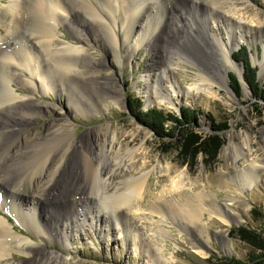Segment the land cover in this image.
Segmentation results:
<instances>
[{
	"label": "rangeland",
	"instance_id": "374dc122",
	"mask_svg": "<svg viewBox=\"0 0 264 264\" xmlns=\"http://www.w3.org/2000/svg\"><path fill=\"white\" fill-rule=\"evenodd\" d=\"M64 1L66 3V0ZM223 1L225 3L221 10L207 4L208 7L212 6L213 12L216 13L212 15L205 3L204 6L198 4L193 7L174 1H163L162 4L156 5L157 2L148 0L150 5H145V9L149 12L151 10L150 17L147 18L145 14L135 17L132 37L117 49L112 48L108 31L105 33L95 27L92 18L80 10L70 16L69 25L64 21L58 26L56 40L62 45H77V42L81 41L75 37L71 26L78 28L80 32L82 29L81 33L87 36V43L83 44L87 51L77 58L78 72L74 73L78 75V78L74 76L77 83L67 84L65 91L46 96H41L39 92L29 93L22 84L14 85L18 96H24L25 100L28 99L34 104L42 103L36 118L19 127L17 136L21 140H38L44 128L57 122L76 139H81L84 144L93 143L94 147H97L103 131L109 128V137L115 135L111 132H116L120 140L115 147L116 151L124 152L125 149H129L137 154L133 161L136 163L135 167H129L132 161L125 159L113 183L117 186L122 185L123 181L129 178L149 172L146 188L143 190L142 202L134 204L131 210L122 208L116 212L117 222L100 204L101 195L97 197L93 191L90 194L88 189L87 194L92 200L85 204V209L78 211L86 216L81 226L78 218H74L70 211L71 205L67 203L69 197H66V203L62 200V194H67V189L76 186L80 181L77 176L68 175L76 168L71 155L70 159L66 160L62 176L50 186L47 197L49 203L39 200L38 204L35 202L38 206H35V203L31 204L32 202L22 204L25 213H34L37 220L49 217L50 222L44 224V231L48 238L49 234L58 231L60 238L48 243L47 238L35 230L27 229L13 217L12 213L0 210V215L7 218L15 233L29 236L37 244L33 243L34 246L40 248L34 255H25L13 249L11 259L0 264H32L40 255L51 252L60 256L62 264H152L153 261L161 264L164 258L170 256L174 258L172 264H264V174H261L258 180H254L252 188H249L247 183L241 186L223 156V150L230 144L226 135L233 131L234 138L231 141L233 153L240 149V144L242 147L243 139H246L252 151L249 163L256 156L262 155L264 158V78L259 79L258 74V62L264 58V29L249 22L255 21L258 15L264 22V0ZM118 2L117 18L126 17L128 13L124 6L127 3L132 4L133 0ZM231 3L244 9L241 13L245 16L240 14L244 21L238 14H231L228 9ZM6 5L8 0H0V9ZM181 13L188 21L182 18ZM31 20L25 19L21 30L22 39L29 40L32 51L44 58L41 47L34 40L36 20L35 18ZM147 23L150 27L148 33L144 28ZM1 26L0 24V34H3ZM126 37L127 31L123 27L118 31V38L125 40ZM142 38L145 39L144 42H139L142 44L135 49L136 41H141ZM10 43L13 44L12 40ZM219 43L228 47L234 46L231 61L238 67V72L229 71L226 74L227 83L222 88L215 87L212 90L215 97L212 98L204 92L197 93L190 88L197 82L194 76L200 69H207L211 76L214 72L221 75L224 66L227 67L219 52ZM182 54L190 56V59L183 61ZM243 58L248 60L254 71L259 93L254 92L256 90L250 88L244 80V65L236 60ZM46 60L52 66L50 60ZM0 62L3 61L0 59ZM163 62L166 66H168L166 62H169L172 68L162 67ZM1 63L0 91L7 72L4 73ZM160 68L165 71L164 74ZM241 70L242 81L239 80L240 89L236 95L230 88L229 77L240 73ZM91 72L94 73L93 81L87 79L90 78ZM25 78L29 79L30 75L26 74ZM157 80L156 88L161 91V95L173 97L171 88L173 84L176 91L173 98L175 106L168 107L164 103H159L160 99L154 98L152 89ZM114 92L121 96V105L110 102L101 107L99 97H112ZM69 96L76 99L77 97L93 99L94 102H98L100 111L88 112L87 116L75 113L67 105ZM133 99L140 103L142 112L159 110L175 117H181V111L186 108L199 112L196 124L190 128L196 141L187 146L182 144L177 130L172 139L160 138L156 133L159 132L158 129L149 128L131 110L133 105L130 101ZM217 124H225L226 128L216 131L213 126ZM164 126L167 129L173 128L171 123ZM3 136L10 140L6 131ZM213 139L217 140L218 147L215 157L211 159L207 153L211 147L210 140ZM48 142L53 140L49 139ZM48 142L43 144L48 146ZM0 150L1 160L5 157L7 149L0 147ZM120 154L124 156V153ZM28 155L29 150L22 151L19 160L27 161ZM143 162L146 166L144 170L141 167ZM56 164L58 163L55 162L53 165ZM54 166L50 167L47 178L52 175ZM247 167L249 165L244 169ZM21 168L27 169L23 170L24 176L22 172L13 176H10L11 173L9 176L2 174V177L7 180L11 177L10 186H17L19 183L23 190L30 166ZM178 195L183 199L189 196L194 198L196 195H208L219 204H223L227 199L234 200L236 203L231 206V210L240 215V222L238 219L230 218L228 224L223 225L215 218L210 219L207 213H201L196 228L188 223L181 225L170 220L160 222L159 217L150 213L149 202L164 203L171 199H179ZM52 217L56 219V228L51 224ZM41 223L39 226H42ZM188 241L206 244L204 256L193 253ZM159 247H163L164 258L156 251ZM224 247L228 251L225 252Z\"/></svg>",
	"mask_w": 264,
	"mask_h": 264
},
{
	"label": "bare ground",
	"instance_id": "6f19581e",
	"mask_svg": "<svg viewBox=\"0 0 264 264\" xmlns=\"http://www.w3.org/2000/svg\"><path fill=\"white\" fill-rule=\"evenodd\" d=\"M153 1L157 2L156 5L162 4L163 1H174L175 3L183 2L185 3L184 5H191L193 7L198 6V4L202 6L203 3H205L206 5H212L217 10H221L225 3L223 0ZM148 4V0H133L132 4H125L124 8L128 15L123 18L121 16L117 18L116 16L119 10L118 0H66V3L64 0H8V5L0 9V24L3 30V34H0V59L3 62L0 63L3 64L4 73L7 71L3 78L0 91V116L3 115L0 120V147H6L7 149L5 157L0 160V210L12 213L13 217L25 225L27 229L35 230L41 236L47 238L48 243H53L56 239L60 238L58 237V231L49 234L50 238H48L47 233L44 231V224L49 221V217L40 216L41 221L37 220L34 213H25L26 211L23 210L22 204L24 202H32L31 204L36 202L38 204L39 200H44L46 203H49L47 197H49L48 192L51 189L50 186L62 176L66 160L71 157V155L73 156V165L76 168L74 172L68 175L77 176L80 181L77 182L78 184L76 183V186L69 187L67 189V194H62V200H65L66 203V197H69L67 203L71 205L70 211L74 218H78L81 226L84 224L86 216L81 215L78 211L85 209V204L92 200L90 195L87 194L88 189L90 194H92L93 191V194L96 196L101 195L100 197L97 196L101 198V200L98 199L100 204L103 206V209L109 211L113 220L117 222V211H120L122 208L131 210L134 204L142 202L143 190L146 188V179L149 172H144L139 177L129 178V180L123 181L122 185L117 186L113 183L114 178H116L115 175L118 174L125 159L127 161H132L129 167H135L136 163H133V161L137 154L133 150L129 151V149H125L124 152L116 151L115 147L120 140H118L116 132H111L115 135L109 137V128H105L103 131L102 139L97 147H94L93 143L84 144L81 139L78 140L73 134L66 132V130L63 129L64 126L57 122H53L48 125L47 128H44L39 134L38 140L19 139L17 136V129L24 123L31 122L36 118L35 116L42 103L40 104L37 102L34 104L28 99L25 100L24 96H18L15 93L16 90L14 85L17 86L18 83L22 84L28 89L27 91L29 93L39 92L41 96H46L54 92L65 91L67 84L73 85L77 83L75 81L76 78H74V76H76L74 73L77 71V58L87 51V49L83 48L85 47L83 44L87 43V36L81 33L83 32L82 29H80V32L78 28L71 26V30L75 34V37L78 40L81 39L80 42H77V45H62V43L56 40L58 34L56 30L58 26L63 24L64 21L69 25L70 16L75 15V12L78 13L77 10L88 14L89 17L92 18L94 26H97L102 32L105 31L106 33V31H108L111 46L117 49L123 46L132 37L135 17L137 18L141 14H145L147 18L150 17L152 13L151 10L149 12L148 9H145V5ZM208 5V12L212 15H216L212 10L213 7H208ZM228 9L231 14H238V17L244 21V18L241 16H245L244 13H241V10H244L243 8L235 7L234 3H231ZM24 13H27V15L25 16ZM184 16L185 15H183L182 18L188 21ZM79 17L80 16H78V18ZM31 18H35L36 20L34 28L36 31L35 35L38 36V38L36 39V36H33L35 38L34 40L39 44V47H41L44 58L41 57L40 54L36 55L31 49V42L27 39H22L21 36V30L25 19L27 21L31 20ZM260 19L258 15L255 21L252 20L249 22L255 23V27L264 29V22ZM119 22L121 25H119ZM123 27L127 31L125 40L118 38V31ZM144 28L146 30L150 29L149 23H147ZM174 29L177 30L176 27ZM148 32L150 31L148 30L147 33ZM147 33L145 34L147 35ZM144 38H142L141 41H136L135 49L142 44L139 42H144ZM10 40H12L13 44L10 43ZM21 41H23V43ZM218 46L223 62L227 67L225 68L224 66V71L221 75H218L213 70L214 74L211 76L207 72V69H200L194 76V80L199 83L196 82L194 86L190 88V90H194L197 93L204 92L212 98L215 97L212 90L215 87L222 88L227 83L226 74L229 71L238 72V67L231 61V55L235 50V48H233L234 46L229 45L228 47V45L221 43H219ZM182 55L184 56V59L182 58L183 61H185V59H190V56L185 54ZM46 59L50 60L52 66L47 63ZM179 60L181 61V59ZM166 63L168 66L164 65L163 62L161 64L162 67L166 66L172 68V64L169 62ZM258 66L259 79H263L264 58L258 62ZM159 70L162 74L165 73L161 68ZM26 74L30 75L29 79L25 78ZM92 75L94 76V73L91 72L90 78L87 79L93 81ZM156 84L158 85V80L157 83L154 82L155 86L152 89L155 95L154 98L160 99L159 103H164L168 107L175 106L173 98L176 96V91L173 88V84L171 86L173 97L166 94L161 95V91L157 90ZM108 88L110 89L111 87ZM115 95L116 93L114 92L112 97L98 96L100 106H106L110 102L115 105H121V96ZM148 97H150V94H148ZM68 98L67 105L75 113L87 116L86 114H88V112L98 113V111H100L98 102H94L95 100L93 99H81L80 97L76 99L74 96H69ZM5 131L11 141L3 136ZM226 136L230 144L223 150V156L228 161L230 168L233 169V176L239 180L240 185L243 186L247 183L248 187L252 188L254 182L259 179V176L264 174V158L262 155L261 157L256 156V158L249 163V157L252 152L249 147V141L243 139L242 147L240 144V149H236L235 153H233V145L231 144L234 138L233 131H230ZM49 139L53 140V142H48ZM44 142L45 144L48 142V146H45V144H43ZM24 150H29L27 161H20L19 154ZM120 153H124L125 157L121 156ZM55 162L58 164L54 166L53 164ZM27 165H29L30 168H28L29 172L27 173L28 179L25 174V179L27 180H24L25 184L23 190L19 187V185L22 186L19 183L17 186H10L9 180L11 177L8 180L2 177V174L3 176H9L10 173V176L22 172L23 175V170L26 168L22 169L21 167ZM246 165H249V167L244 169ZM52 166H54V171H52V175L47 178V173ZM141 167L143 170L146 167L144 162ZM164 172H166V170H164ZM251 176H253V178ZM110 179L112 182H109ZM174 190L176 191V189ZM209 197L208 195H196L194 198L190 196L185 199L179 197V199H171L164 203H162L163 201L154 203L149 202L148 208L150 213L160 218V222L170 220L180 223L181 225L182 223H188L196 228L201 213H207L210 219L215 218L223 225H227L228 219L230 218L235 220L238 219L240 222V215L231 210V206L236 203L234 200L227 199L223 204H219ZM36 203L35 206H38ZM96 211L100 210L96 209ZM136 211L138 210L136 209ZM52 218L53 221H51V224L56 228V219L55 217ZM50 220H52L51 217ZM40 223L42 226H39ZM200 229H198V231ZM33 243L37 245L29 236H22V234L15 233L7 218L0 215V263L8 262L9 258L11 259V251L13 249L25 255H34L38 253L40 248L35 247ZM205 243H208V241H205ZM188 244L191 246L193 253L204 256L206 244L200 243V241L199 243L188 241ZM224 249L225 252L228 251L225 247ZM156 251H158V253L160 252L161 258L165 257L163 256V247L157 248ZM164 259L165 262L163 261L161 264H172L174 262L172 256ZM32 264H62V262L59 255L51 252L40 255ZM152 264L156 263L153 261Z\"/></svg>",
	"mask_w": 264,
	"mask_h": 264
},
{
	"label": "trees",
	"instance_id": "16d2710c",
	"mask_svg": "<svg viewBox=\"0 0 264 264\" xmlns=\"http://www.w3.org/2000/svg\"><path fill=\"white\" fill-rule=\"evenodd\" d=\"M238 62H242L244 65V80L249 85L250 88L255 89L259 93V87L255 81L254 71L251 69L249 62L246 58L243 59H236ZM229 84L230 88L235 92V94H239L240 83L236 74L229 77ZM130 104H132L131 110L141 118L144 124H147L149 128L153 130L158 129L159 132L156 131L157 135L160 138H174L175 130L180 133V138L182 144L184 143L186 146L192 142L196 141V137L192 134L190 128L192 125L196 124V116L199 115V112L195 110H190L188 108L183 109L181 111V117H175L170 114L164 113L163 111L159 110H150L148 112L141 111V105L136 100H131ZM167 123L173 124V128L167 129L164 128ZM225 124H217L213 126V129L218 131L221 129H225ZM211 147L208 151V155L211 159L215 157V153L218 147V142L216 139L210 140Z\"/></svg>",
	"mask_w": 264,
	"mask_h": 264
},
{
	"label": "water",
	"instance_id": "95a60500",
	"mask_svg": "<svg viewBox=\"0 0 264 264\" xmlns=\"http://www.w3.org/2000/svg\"><path fill=\"white\" fill-rule=\"evenodd\" d=\"M236 76L238 77V80L242 81V70L240 71L238 75L236 74Z\"/></svg>",
	"mask_w": 264,
	"mask_h": 264
}]
</instances>
